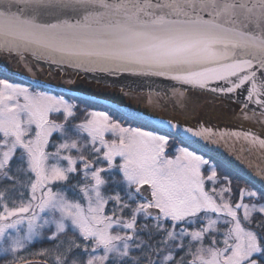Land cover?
I'll list each match as a JSON object with an SVG mask.
<instances>
[{"label":"snow or ice","instance_id":"snow-or-ice-1","mask_svg":"<svg viewBox=\"0 0 264 264\" xmlns=\"http://www.w3.org/2000/svg\"><path fill=\"white\" fill-rule=\"evenodd\" d=\"M206 101L264 148V0H0V264H264V168L199 153Z\"/></svg>","mask_w":264,"mask_h":264},{"label":"water","instance_id":"water-1","mask_svg":"<svg viewBox=\"0 0 264 264\" xmlns=\"http://www.w3.org/2000/svg\"><path fill=\"white\" fill-rule=\"evenodd\" d=\"M2 72L10 77L24 81L27 80V75L15 66L2 68ZM51 87L59 91L55 84L51 85ZM77 94L84 100L93 101L103 106L114 107L121 113L131 110L120 97L100 88H92L81 84ZM220 111L218 105H214L210 101L205 102V114L211 120V125L209 126H215L216 139L214 142L203 141L200 144L194 145V147L217 159L239 175L243 176L247 173L252 178L258 180L257 170L264 168V148L251 145L243 139L226 135L225 133L235 128V124L226 115H220ZM223 111H227V106L224 107ZM149 119H154V117H149ZM186 126H190V124Z\"/></svg>","mask_w":264,"mask_h":264},{"label":"trees","instance_id":"trees-1","mask_svg":"<svg viewBox=\"0 0 264 264\" xmlns=\"http://www.w3.org/2000/svg\"><path fill=\"white\" fill-rule=\"evenodd\" d=\"M7 77H9V76H7ZM9 78H12V77H9ZM12 79H15V78H12ZM15 80H18V79H15ZM18 81H21V80H18ZM84 100V99H83ZM85 101H87V100H85ZM97 104V103H96ZM97 105H100V104H97ZM103 106V105H102ZM200 154H203V153H201V152H199ZM204 155H206V154H204ZM207 157H210V156H208V155H206V158ZM210 158H212L219 166H220V168H221V170L222 171H224L226 174H232V173H236V172H234L233 170H231V169H229V168H227L225 165H223L221 162H219L217 159H215V158H213V157H210ZM236 174H238V173H236ZM47 247V246H46Z\"/></svg>","mask_w":264,"mask_h":264},{"label":"flooded vegetation","instance_id":"flooded-vegetation-1","mask_svg":"<svg viewBox=\"0 0 264 264\" xmlns=\"http://www.w3.org/2000/svg\"><path fill=\"white\" fill-rule=\"evenodd\" d=\"M43 246H45V247H46L47 245H43Z\"/></svg>","mask_w":264,"mask_h":264}]
</instances>
